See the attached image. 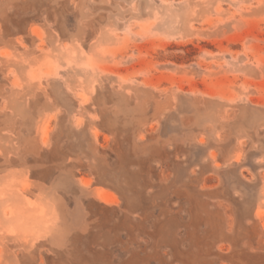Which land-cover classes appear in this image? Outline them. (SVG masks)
<instances>
[{"label":"rangeland","instance_id":"obj_1","mask_svg":"<svg viewBox=\"0 0 264 264\" xmlns=\"http://www.w3.org/2000/svg\"><path fill=\"white\" fill-rule=\"evenodd\" d=\"M0 264H264V0H0Z\"/></svg>","mask_w":264,"mask_h":264}]
</instances>
